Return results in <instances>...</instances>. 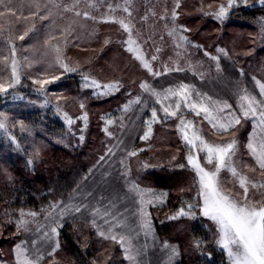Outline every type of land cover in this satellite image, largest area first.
Segmentation results:
<instances>
[{"label": "rangeland", "instance_id": "1", "mask_svg": "<svg viewBox=\"0 0 264 264\" xmlns=\"http://www.w3.org/2000/svg\"><path fill=\"white\" fill-rule=\"evenodd\" d=\"M178 2L179 8H176L177 0H81L72 11L65 12L64 7H72L74 0L3 1L0 28L7 25L9 34L5 39V42L7 41L5 47L7 51H11L12 57L9 61L10 77L3 83L5 86L12 83L13 58L21 67L18 69L20 83L7 94H0V100L4 103L19 100L31 109L47 110L50 115L57 116L64 124L60 140L66 145L71 141L76 148L83 146L91 132L93 142L89 146H98L97 150L103 152L94 161L81 184L64 201L52 204L65 208L87 205V208L82 207L80 213L70 211L61 217V207H50L44 210L41 218L32 210L18 209V221L20 219L28 221V232L22 241L14 245L10 246L8 244L10 241L3 246L0 245V264H17V246L28 249L32 256H38L39 264H73L67 259L62 247L60 245L56 247L58 235L52 234L50 228L57 225L50 224L49 213L57 218L58 224L62 225L65 221L82 224L98 241L101 260L115 254L120 264H137L126 258V248L131 249L133 255L136 250H141L138 264H172L179 258L177 244L163 240L154 229V209L162 207L167 196L163 203L143 205L150 213L152 230L149 234L145 235L137 213L141 206L142 192L145 200L150 199L147 194L149 189L156 194L167 192L151 185L146 180L147 173L152 170L181 169L179 165L186 164L185 155L188 149L177 130L179 114L177 117L164 119V114L160 111L161 105L156 102L155 97L141 89L140 84L163 90L180 82L188 83L214 100H226L235 109L237 87H246L253 94H258L252 77L255 76L264 82V18L261 25L256 28L246 29L241 26L226 28L228 17L217 20L205 13H214L221 4L226 6L227 0H178ZM239 2L243 4L242 0ZM256 2L261 4L260 0ZM47 8H51L50 12L46 11ZM125 8L128 11H124ZM173 11L178 13L174 20ZM84 12H88L89 16L85 17ZM187 17L190 19H185ZM60 18L63 20H59ZM121 20L130 25V32L124 29L119 22ZM44 22L45 24L41 26L40 24ZM181 27L188 31H179ZM174 28L177 29L176 33L170 35ZM25 32L28 37L21 40L20 37ZM130 35L135 41L134 47L138 49V53L127 50L128 45L125 41ZM180 35L187 36L188 42L180 41ZM255 39L260 41L258 48L261 51L257 57L254 56L256 60L247 64L242 57L249 51ZM17 43H20V48ZM57 48L60 49L63 62L77 68L78 71L65 73L54 62L56 57L54 49ZM219 49H224V52H220ZM253 52L256 54V50ZM137 54L147 59L154 71L163 72L165 66L169 68L179 66L185 68V71L153 77L136 58ZM153 55L158 57L156 61L151 60ZM9 56L5 54L2 60ZM214 56L219 57V60H213ZM241 69L244 75L240 74ZM53 76H61L59 82L65 78H72L73 83L77 85L61 86L56 88L55 92L48 93L46 91L48 85H44L41 90V86L34 83L35 80L50 79ZM83 76H88L90 80L95 79L101 85L118 81L120 90L107 97L94 95L96 89L83 87ZM22 89L25 94L20 92ZM29 93H34V97H22ZM137 96H141L142 104L133 103L125 111L123 106L130 100L135 101ZM175 99L164 101L165 106L171 104L174 110ZM193 99H196L195 94ZM95 100L98 104L93 105L96 103ZM82 103L85 106L83 109L80 107ZM153 107L157 109L160 121L152 124L150 138L142 140L140 137L147 127L145 121L151 119ZM0 113L6 117L4 123L7 125V114L2 110ZM65 113L73 121L71 124L65 118ZM85 113L87 121L81 118ZM183 116L186 120L194 121L207 141H227L235 135L239 141V152L234 157L238 171L251 180H264V171L258 168L245 147L249 132L252 131L250 121H242V124L233 131L221 133L203 120L202 115L195 116L183 109ZM9 118L12 119L11 116ZM109 120L113 122L108 123ZM9 123L11 124L9 128L13 131H27L28 135L23 136V145L33 149L28 151V154L38 152L40 143L31 136L33 133L31 126L16 120ZM4 131L5 129H0V133ZM97 133L101 136L98 137ZM80 136L84 137L82 141L79 139ZM130 151H136L137 155L129 157L127 153ZM101 157L104 159L101 160ZM179 158L182 160L177 165L174 162ZM200 158L204 163L203 154ZM208 167L211 170V166ZM221 179L224 181L223 187L226 191L238 194L237 198L242 196L238 180L229 172L223 171ZM136 185L139 187L136 188ZM250 194L257 200L264 199L259 192ZM178 210L164 219H169ZM21 212L25 214L23 217L20 216ZM106 212L111 215L106 216ZM30 213H35V216L29 215ZM93 220L95 224L92 223ZM105 220L120 226L109 231L110 223H105ZM207 220L214 227L217 239L215 224ZM21 229L26 228L18 227V231ZM59 229L60 227L57 229L58 233ZM100 231L105 232V236H100ZM10 233L13 235V230ZM112 234L124 236L123 244L109 238ZM165 244L176 247L178 255L171 257L170 248H165ZM217 247L219 248L218 245ZM53 248L56 249L55 252ZM225 257L227 258L226 254Z\"/></svg>", "mask_w": 264, "mask_h": 264}, {"label": "snow or ice", "instance_id": "2", "mask_svg": "<svg viewBox=\"0 0 264 264\" xmlns=\"http://www.w3.org/2000/svg\"><path fill=\"white\" fill-rule=\"evenodd\" d=\"M81 0H74L72 7H64V11H72ZM3 3V0H0ZM244 6H247L248 0H242ZM260 3L264 4V0H260ZM179 2L177 0L176 8H179ZM241 4L239 0H227V5L221 4L214 13H205L206 15L214 16L217 20H223L229 16L230 10L236 7H240ZM38 7V5H37ZM111 7V5H109ZM124 11H128L127 8ZM80 15V13H77ZM85 17L89 16L88 12H84ZM178 17V13L173 11V20ZM95 19V17H91ZM125 30L131 31V27L128 23L123 20L119 21ZM177 29H173L170 35H174ZM179 31L186 32V28H180ZM27 35V33L25 34ZM21 40L24 36L20 37ZM180 41L188 42V37L185 35L179 36ZM128 45L127 50L129 52L138 53V49L134 47L135 41L132 39L131 35L128 40L125 41ZM56 53L55 63L59 65L65 73H74L78 71L75 67H70L67 63H64L61 59L60 49H54ZM159 51V49H157ZM220 52H224V49H219ZM15 51L13 48V56ZM207 55V53H206ZM226 55V53H225ZM136 58L141 61L142 66L152 74L153 77H159L161 75H166L170 72H183L185 68L176 66L169 68L164 67L163 72L154 71L151 63L145 59L142 55L137 54ZM157 56L153 55L151 57L152 61H156ZM213 60L218 61L219 57H212ZM21 65L13 58L11 63V74L12 83L5 86L0 83V94H7L10 89L14 88L16 84L20 83V77L18 74V69ZM219 69V65L217 64ZM240 74L244 75L243 69L240 70ZM61 79V76H53L50 79H38L34 83L41 86L43 90L44 85L53 84ZM255 85L258 89V94H253L246 87H237L235 96L237 107L234 109L232 104H229L226 100L216 99L208 96L206 93H200L196 90L194 85L188 83L180 82L175 86H169L163 90H157L151 85L144 83L140 84V88L144 89L151 96L156 98V102L161 105L160 111L164 114V119L170 117H177L179 114V123L177 124V130L179 131L184 146L188 149L185 160L186 164H180V168L189 167L194 173V184L197 186V195L194 197L193 202H183L182 206L179 208L177 213L171 217L170 220H177L180 218H191L196 219L197 216H202L204 218L212 221L217 230L216 244L219 248L225 252L228 260V264H264V199H255L250 193L259 192L262 197H264V180L254 181L249 179L246 175L240 173L235 164L234 157L237 156L239 152V141L234 135L230 140L220 141V142H210L207 141L202 135L201 129L196 127L193 120H186L183 116V109L188 112L193 113L195 116L203 117V120L207 121L211 127L221 133L233 131L237 126L242 124V121H250L252 124V131L249 132L248 141L245 145L248 150L249 155L254 159L258 168L264 171V82H261L255 76L252 77ZM83 87L93 88L100 96H109L114 92H119L120 84L119 82L99 84L95 79H89L88 76H83ZM193 94H195L196 99H193ZM175 99V107L172 110V105L168 104L165 106L164 101ZM142 104L141 96H137L135 101H129L123 108L127 111L132 105ZM183 104V109H182ZM83 109L84 104H80ZM151 119L145 121L146 130L143 136L140 137L142 140H148L152 131V124L160 121L157 109L153 107L151 109ZM65 118L68 119V123L71 124L73 121L67 117L65 113ZM83 120L87 121V114L85 113ZM6 117L3 113H0V129L6 127L4 120ZM113 121L109 120L108 123ZM12 139H15L14 137ZM79 139L82 141L83 136ZM111 152V149H109ZM201 154H203L204 163L201 162ZM129 157H134L137 155L136 151H130L127 153ZM101 160L104 157L100 158ZM175 160L176 158L173 157ZM31 163V162H30ZM123 164L124 161H121ZM208 166H211V170ZM255 170V169H253ZM227 171L233 178L238 180L240 189H242V196L237 198L238 194L228 192L224 189V181L221 179V173ZM136 188L139 186L136 185ZM150 199L145 200L144 193L140 196V208L138 209V216L141 220V227L144 230L145 235L149 234L152 230V224L150 220V213L143 206L145 203L151 205L153 202L163 203L166 193L156 194L152 190H147ZM52 208L61 207L60 205H51ZM87 208V205L80 206H69L67 208L61 207V217L70 212L80 213L81 208ZM98 211V210H97ZM25 214L20 213L23 217ZM29 215L35 216V213H30ZM106 216L111 215V213L106 212ZM50 224H56V227H51L50 231L52 234L58 235V227H62L61 224L57 223V218L53 217L49 213L48 217ZM95 224V220L92 221ZM105 223H110L105 220ZM28 221L20 219L18 221V227L27 228ZM120 225L111 222L110 229L118 227ZM100 236H105V232L100 231ZM109 238L114 241L123 244L125 237L117 236L112 234ZM200 241L196 242L197 247L200 246ZM56 247H59L57 243ZM165 248H170L171 257L178 255V250L174 246H169L165 244ZM53 248V252H55ZM141 250H136L135 255L131 254V249H125L126 258L130 261L137 262L138 258L141 256ZM17 264H39V257L32 256L28 249L17 246L16 251Z\"/></svg>", "mask_w": 264, "mask_h": 264}, {"label": "trees", "instance_id": "3", "mask_svg": "<svg viewBox=\"0 0 264 264\" xmlns=\"http://www.w3.org/2000/svg\"><path fill=\"white\" fill-rule=\"evenodd\" d=\"M256 1L249 0L247 6L241 4L240 7L231 9L225 23L226 28L241 26L249 29L261 25L264 18V4ZM50 10L51 8H47L46 11L50 12ZM45 22L40 25L43 26ZM18 29L20 30L21 26ZM26 33L23 34L24 39L28 37ZM7 34L9 30L5 25L0 28V83H6L10 77L9 61L12 57L11 51H7L5 47ZM17 44L20 48V43ZM259 45L260 41L255 39L249 51L243 55L242 58L247 64L260 53ZM5 54L10 56L2 60ZM68 85L72 87L77 84L73 83L72 78H65L64 81L48 85L46 91L55 92L56 88ZM20 92L26 93L23 89ZM26 96L33 98L34 93L22 97ZM96 104L97 101L93 103ZM0 110L7 114L9 120L4 128L5 131L0 133V245L3 246L10 241L8 244L11 246L22 241L28 232V227L18 231L17 210L20 208L32 210L41 218L45 209L56 202L64 201L81 184L86 173L103 151L97 150L98 146H89L93 142L91 132L88 141L79 148L72 145L71 141L67 145L62 143L60 139L64 124L57 116L50 115L49 111L46 112L47 110L31 109L19 100L6 103L0 100ZM15 120L31 126L33 130L31 136L40 143L38 152L28 154V151L33 149L23 145V136L28 135L26 130L13 131L9 128L11 125L9 122ZM97 135L101 136L99 133ZM13 137L15 139H12ZM181 160L179 158L174 163L178 165ZM147 177L146 180L151 185L167 191L165 204L154 209L153 223L156 234L163 240L177 244L179 248V258L172 264H228L224 252L217 247L215 229L207 219L199 215L196 219L187 217L177 220L164 219L165 216L178 210L183 202H193L197 195L194 173L188 167H184L178 170H152L147 173ZM12 230L13 235L10 233ZM197 241L201 242L199 247L195 246ZM58 243L67 259L73 264H120L115 254L108 255L110 257L104 260L99 258L101 257L99 243L82 224L65 221L59 229Z\"/></svg>", "mask_w": 264, "mask_h": 264}]
</instances>
